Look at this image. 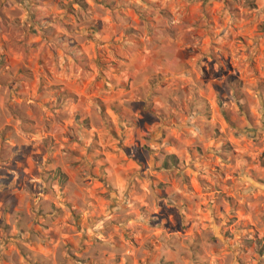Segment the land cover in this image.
Returning <instances> with one entry per match:
<instances>
[{
  "label": "rangeland",
  "instance_id": "rangeland-1",
  "mask_svg": "<svg viewBox=\"0 0 264 264\" xmlns=\"http://www.w3.org/2000/svg\"><path fill=\"white\" fill-rule=\"evenodd\" d=\"M0 264H264V0H0Z\"/></svg>",
  "mask_w": 264,
  "mask_h": 264
}]
</instances>
